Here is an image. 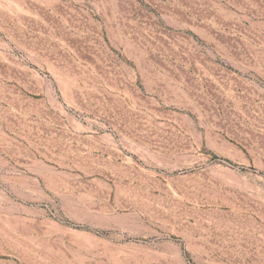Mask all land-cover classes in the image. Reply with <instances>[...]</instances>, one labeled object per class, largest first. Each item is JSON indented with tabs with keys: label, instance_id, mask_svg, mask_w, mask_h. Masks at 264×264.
Returning <instances> with one entry per match:
<instances>
[{
	"label": "rangeland",
	"instance_id": "374dc122",
	"mask_svg": "<svg viewBox=\"0 0 264 264\" xmlns=\"http://www.w3.org/2000/svg\"><path fill=\"white\" fill-rule=\"evenodd\" d=\"M0 264H264V0H0Z\"/></svg>",
	"mask_w": 264,
	"mask_h": 264
}]
</instances>
